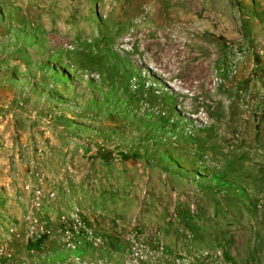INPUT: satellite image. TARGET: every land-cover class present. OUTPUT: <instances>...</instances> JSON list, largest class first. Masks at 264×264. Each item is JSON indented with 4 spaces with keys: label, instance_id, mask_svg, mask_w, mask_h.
<instances>
[{
    "label": "rangeland",
    "instance_id": "1",
    "mask_svg": "<svg viewBox=\"0 0 264 264\" xmlns=\"http://www.w3.org/2000/svg\"><path fill=\"white\" fill-rule=\"evenodd\" d=\"M0 264H264V0H0Z\"/></svg>",
    "mask_w": 264,
    "mask_h": 264
},
{
    "label": "built area",
    "instance_id": "2",
    "mask_svg": "<svg viewBox=\"0 0 264 264\" xmlns=\"http://www.w3.org/2000/svg\"><path fill=\"white\" fill-rule=\"evenodd\" d=\"M36 194H39V192ZM61 224L67 242L72 239H75L74 241L78 240L80 236L84 235V231H86L84 222L81 219V214L78 211L72 212L69 218L62 217ZM68 247L74 250V247L70 244Z\"/></svg>",
    "mask_w": 264,
    "mask_h": 264
},
{
    "label": "bare ground",
    "instance_id": "3",
    "mask_svg": "<svg viewBox=\"0 0 264 264\" xmlns=\"http://www.w3.org/2000/svg\"><path fill=\"white\" fill-rule=\"evenodd\" d=\"M124 24H125V23H124ZM120 26H121V25H120ZM125 26H126V25H122L121 28L123 29V28H125ZM132 38H134V37H129V36H128V40H126V43L130 42V40H131Z\"/></svg>",
    "mask_w": 264,
    "mask_h": 264
}]
</instances>
